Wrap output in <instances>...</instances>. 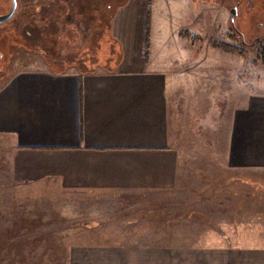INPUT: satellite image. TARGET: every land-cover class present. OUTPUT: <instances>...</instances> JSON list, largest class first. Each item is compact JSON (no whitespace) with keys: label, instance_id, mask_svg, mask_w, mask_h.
Returning a JSON list of instances; mask_svg holds the SVG:
<instances>
[{"label":"crops","instance_id":"crops-1","mask_svg":"<svg viewBox=\"0 0 264 264\" xmlns=\"http://www.w3.org/2000/svg\"><path fill=\"white\" fill-rule=\"evenodd\" d=\"M151 4L128 0L115 14L117 68L46 64L0 86L11 186L0 245L69 247L66 264H264V238L222 239L221 179L211 188L172 141L174 74L144 51ZM228 141L232 167L264 170V93L234 109Z\"/></svg>","mask_w":264,"mask_h":264},{"label":"rangeland","instance_id":"rangeland-1","mask_svg":"<svg viewBox=\"0 0 264 264\" xmlns=\"http://www.w3.org/2000/svg\"><path fill=\"white\" fill-rule=\"evenodd\" d=\"M144 1L152 3L151 11L148 7L146 12L147 19L150 14L152 18L144 51H148L154 66L174 74L177 101L170 107L172 141L177 142L184 157L194 158L196 172L206 181L218 176L221 179L222 239L246 243L264 238V170L236 169L228 160L234 109L243 105L249 93H264V57H260L264 40L245 45L232 27L230 9L237 8L234 23L250 43L256 36H264V0H188L184 6L178 5V0ZM127 2L17 0L13 18L0 25V86L25 68L47 64L53 69L70 65L67 68L78 70L75 59L66 61V65L44 60L48 49L43 41H48V29L58 41L54 48L62 57L70 51L75 58L87 52L78 56L84 57L87 67L117 68L122 46L112 35V21ZM9 7L4 0L0 10L6 13ZM100 18L109 22L99 30ZM224 44L234 49L221 47ZM9 142L7 136L0 135V212L7 208L4 195L11 188ZM216 186L212 181L211 188ZM5 224H11L10 219L0 213V225ZM143 224L148 225L145 232L162 231L156 224ZM99 225L104 229L109 226ZM68 248L0 245V264H66Z\"/></svg>","mask_w":264,"mask_h":264},{"label":"trees","instance_id":"trees-1","mask_svg":"<svg viewBox=\"0 0 264 264\" xmlns=\"http://www.w3.org/2000/svg\"><path fill=\"white\" fill-rule=\"evenodd\" d=\"M108 7V6H107ZM103 15L104 17H106L105 14H101ZM108 22L109 20L106 19V22H104L101 18L99 20V24H98V28L100 30V26H102V28L104 29L107 25H108ZM102 30V29H101ZM145 31H146V40L148 39V20H146L145 22ZM48 33H49V38H48V41L46 40V42L43 41V45H44V48L48 49L47 50V53L44 54V60L45 61H50L49 63H53L52 61L56 62V63H61V64H67L66 61H69L70 59H75L78 60L77 63H79L78 65V71L80 72H88V71H92V70H95V68H90V67H87L84 63V57L80 56L78 57L79 55L81 54H86V53H81V54H76L77 57L75 58L74 54L71 53V51L69 53H66V57H62L61 56V53L55 51V45H57V42L56 39L53 37V35L51 36V31L50 29H48ZM48 37V36H47ZM62 43V42H61ZM258 42H254L253 39L251 40L250 43H247L245 45H249V46H254L256 45ZM224 47V48H230V49H234L233 47L231 46H228L227 44H224V45H221V47ZM51 48V49H50ZM240 51V50H239ZM113 53V52H112ZM260 57L263 58L264 57V47H260ZM96 57V56H95ZM117 59V58H115ZM108 60H111V57L108 58ZM71 64V61L69 62ZM70 65H66L64 67H61V68H51L52 70H56V71H63V70H66L67 67H69ZM106 70H109V69H106ZM1 246H9V245H1Z\"/></svg>","mask_w":264,"mask_h":264},{"label":"water","instance_id":"water-1","mask_svg":"<svg viewBox=\"0 0 264 264\" xmlns=\"http://www.w3.org/2000/svg\"><path fill=\"white\" fill-rule=\"evenodd\" d=\"M10 1H11V7L6 13L0 15V23L9 20L13 16L17 8V1L16 0H10ZM230 13H231V23L232 25H234V17L237 15V8L236 7L231 8ZM242 40H243V36H242Z\"/></svg>","mask_w":264,"mask_h":264},{"label":"flooded vegetation","instance_id":"flooded-vegetation-1","mask_svg":"<svg viewBox=\"0 0 264 264\" xmlns=\"http://www.w3.org/2000/svg\"><path fill=\"white\" fill-rule=\"evenodd\" d=\"M6 2H9L10 3V7H11V1L10 0H5ZM17 1V0H16ZM4 2V0H0V9H1V6H2V3ZM17 6H18V4H17ZM10 7L8 8V10L10 9ZM7 10V11H8ZM6 11V12H7ZM17 11V8H16V10H15V12ZM15 12H14V14H15ZM3 13H5V12H3L2 10H0V15L1 14H3ZM14 14H13V16H14ZM13 16L9 19V20H11L12 18H13ZM9 20H7V21H9ZM7 21H5V22H7ZM5 22H2V23H0V25H2L3 23H5ZM232 27L234 28V31H236V32H238L239 33V35H240V37H241V40H242V36H243V40H242V42H244L245 44H247L248 42H247V40H245V38H244V35L240 32V30L238 29V27L235 25V23H234V25H232ZM261 38L264 40V36H262V37H260V36H256V37H254L253 38V41L256 43V42H260V40H261Z\"/></svg>","mask_w":264,"mask_h":264}]
</instances>
